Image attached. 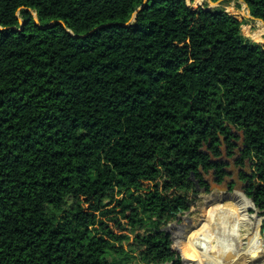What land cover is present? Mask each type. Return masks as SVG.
<instances>
[{
	"label": "trees",
	"instance_id": "trees-1",
	"mask_svg": "<svg viewBox=\"0 0 264 264\" xmlns=\"http://www.w3.org/2000/svg\"><path fill=\"white\" fill-rule=\"evenodd\" d=\"M241 1L259 38L264 0ZM144 3L0 0V264H182L166 227L190 210L187 195L209 191L206 175L224 180L211 157L224 140L232 158L240 132L250 200L206 196L186 255L222 243L257 256L264 46L228 1L148 0L126 26Z\"/></svg>",
	"mask_w": 264,
	"mask_h": 264
},
{
	"label": "rangeland",
	"instance_id": "rangeland-1",
	"mask_svg": "<svg viewBox=\"0 0 264 264\" xmlns=\"http://www.w3.org/2000/svg\"><path fill=\"white\" fill-rule=\"evenodd\" d=\"M197 1H198V4H200V5H203L205 2H208L210 4V7H212V8L218 7V6L211 4L209 0H197ZM227 1H228V3L226 5L222 6V4L226 3ZM219 6L224 7L226 12L233 15L238 20L247 21V25L244 26L243 34L247 38L251 39L252 41L264 45V24L261 23L262 28L259 29V33L257 35L259 38H256L254 36V34L257 32L258 21H254V20L249 18V9L244 2H242L241 0H223ZM34 15H35V13H34ZM20 17H21V15H20ZM35 17H36V15H35ZM21 20H22V17H21ZM227 158H229V156H227ZM229 161L233 162V159L229 160ZM235 171H236V169L234 170V172ZM246 172L248 173V175H252L254 173L251 166L249 168H247ZM205 177H206V180L208 182H215L214 179L212 180L211 175H206ZM238 192L229 191L227 189H214L212 192H210V191L203 192L202 190H199L198 192L190 193L189 195L186 196L188 199V203L190 205V210L188 212H186L184 215H182L178 221L171 222L166 227V230L171 234V239L173 242V249L175 251H177L182 257V264H205V262H203V259L206 256V254H208L209 252L211 253L213 250L217 249V248L216 249L212 248V249L202 253V255L198 259L195 255H193L192 257H191V255H186L187 252L189 254V252L191 250L190 245L195 241L193 239L200 233L198 231V229H196L195 224L190 223L188 225V222H190V220L196 218L199 214L202 213V205L204 204V198L206 196L218 195V196H220V198H222V200L224 199L223 200L224 202L227 203V202L233 201L234 199H232V198L236 197L235 195L238 194ZM244 196H246V195L244 194ZM123 197H124V195H121L118 198L122 199ZM248 212H249L250 216L251 215H256V216H262L263 215V212H261L259 209H257V207L254 205V203H253V207L250 208V210ZM139 232L142 233V231H139ZM252 233H253V231H252ZM125 234L130 237L129 243L134 244L135 242H133V241L135 240V234H133L131 232L130 228L125 232ZM199 238H197V239H199ZM261 240L263 241V238L257 237L256 240L254 241L253 235L251 237V245L249 246V251L257 252L256 258L257 257L259 258L260 254L262 252L261 250L257 249ZM124 247L126 249H128L129 244H127V243L124 244ZM181 247H182V250H181ZM236 247L239 248L237 250L239 251L240 254L248 255V259L250 258L249 260L252 262V264H255V262H256V260L254 259L255 255H252L251 253L248 252V250L246 251L242 247H239V246H236ZM109 257L111 260H117L119 262V264H135V261L133 259H130V258L116 257L114 254H109ZM234 262H235L234 259H230V260H228V262H226V264H244L246 261L245 260H238L235 263ZM246 263H248V262H246Z\"/></svg>",
	"mask_w": 264,
	"mask_h": 264
},
{
	"label": "flooded vegetation",
	"instance_id": "flooded-vegetation-1",
	"mask_svg": "<svg viewBox=\"0 0 264 264\" xmlns=\"http://www.w3.org/2000/svg\"><path fill=\"white\" fill-rule=\"evenodd\" d=\"M232 131V130H231ZM233 135L234 136H237L238 132L237 131H232ZM241 143V141H240ZM240 143L238 142H235L236 145L240 146ZM223 147H222V153L223 155L221 156L220 158V161H216L217 163H223L225 164V166L223 167V170L227 173V176L224 178V180L221 182V183H218L217 180H218V177H216L214 174H215V171H212L211 172V176H212V180L214 179L215 182H209V185H210V188L211 186L215 185L217 187H224L225 185V188L229 191H235V188L238 186V184L236 183V172L239 174L238 176V180L242 183H247L246 181H241V175L243 173H246L248 175V173L246 172L247 168H249L251 165L249 163L248 160L245 161V165L244 166H241V165H238L237 166V163H238V159L241 158L240 156V149H241V146H240V149L237 148L236 151L234 152L235 155L232 157L233 159V162H230L229 160H232L231 158H227L228 156V153H227V145L222 144ZM225 147V148H224ZM224 148V149H223ZM239 151V152H238ZM236 169V171L234 172V170ZM229 170L232 171V173H229ZM209 188V191L211 192ZM246 187H244L242 185V189L244 190Z\"/></svg>",
	"mask_w": 264,
	"mask_h": 264
},
{
	"label": "bare ground",
	"instance_id": "bare-ground-1",
	"mask_svg": "<svg viewBox=\"0 0 264 264\" xmlns=\"http://www.w3.org/2000/svg\"><path fill=\"white\" fill-rule=\"evenodd\" d=\"M260 23H262V22H260ZM252 235H253L254 241L256 240L257 237H259L254 232ZM259 238H261V237H259ZM214 249H216V250H213L211 253L209 252L204 257L205 260L203 259V262H205V264H226V262H228V260H230V259H234L235 262L238 260H245L248 263L245 262L244 264H249V263L252 264V262L249 260L250 258L248 259V255L240 254L239 251L237 250L239 248H235L233 245H229V244L224 245L222 243H219L218 245H216L214 247ZM245 250L247 251V249H245ZM254 259L257 260L258 257L256 258L254 256Z\"/></svg>",
	"mask_w": 264,
	"mask_h": 264
},
{
	"label": "water",
	"instance_id": "water-1",
	"mask_svg": "<svg viewBox=\"0 0 264 264\" xmlns=\"http://www.w3.org/2000/svg\"><path fill=\"white\" fill-rule=\"evenodd\" d=\"M223 0H221V1H219L218 3H216V4H214L215 6H218L219 7V5H220V3L222 2ZM148 2V0H145V3H144V5L142 6V7H140L135 13H134V15H133V17H132V19H131V21L126 25V26H130V25H132V24H134L135 22H136V20H137V15L144 9V7H145V4ZM210 9H212V7H210L209 9H207V10H210ZM249 18L250 19H252L253 20V18H252V16H251V14H250V11H249ZM260 22H262V21H260ZM263 24H264V22H262ZM55 26V23H52L51 25H49V26H47L46 28H49V27H54ZM87 37V36H86ZM81 38H85V37H81ZM264 46V45H263ZM230 128H231V130L232 131H236V129L233 127V126H230ZM240 135H241V143H240V146H242V144H243V142H244V137H243V132H240ZM225 143V141L223 140L222 141V144H224ZM225 148V147H224ZM223 148V149H224ZM239 152V151H238ZM211 161L213 162V161H220V159H214L213 157H211ZM229 173H232V171L231 170H229ZM238 176H239V174L236 172V183L238 184V186L235 188V191L236 192H241L242 194H245V191L242 189V185L244 186V187H247L248 186V183H242V182H240L239 180H238ZM214 189H226L225 188V185H224V187H217V186H215V185H213V186H211V188H210V190H211V192L214 190ZM203 192H206V191H203ZM252 201V200H251ZM252 203H253V201H252ZM262 238H263V236H262ZM263 241H264V238H263Z\"/></svg>",
	"mask_w": 264,
	"mask_h": 264
}]
</instances>
